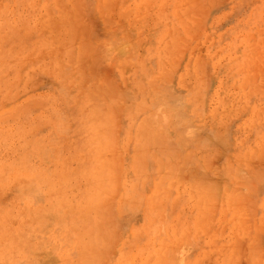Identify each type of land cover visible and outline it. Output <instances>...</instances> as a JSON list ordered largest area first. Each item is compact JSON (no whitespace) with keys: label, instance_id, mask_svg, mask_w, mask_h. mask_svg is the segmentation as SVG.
<instances>
[{"label":"rangeland","instance_id":"obj_1","mask_svg":"<svg viewBox=\"0 0 264 264\" xmlns=\"http://www.w3.org/2000/svg\"><path fill=\"white\" fill-rule=\"evenodd\" d=\"M0 264H264V0H0Z\"/></svg>","mask_w":264,"mask_h":264},{"label":"bare ground","instance_id":"obj_2","mask_svg":"<svg viewBox=\"0 0 264 264\" xmlns=\"http://www.w3.org/2000/svg\"><path fill=\"white\" fill-rule=\"evenodd\" d=\"M84 114V113H83ZM137 137V136H136ZM136 137H134V139H136L137 140V138Z\"/></svg>","mask_w":264,"mask_h":264}]
</instances>
